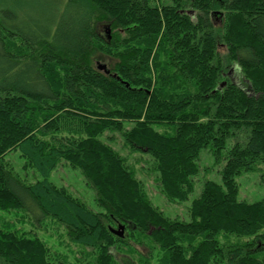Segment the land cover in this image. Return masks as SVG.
<instances>
[{
    "label": "trees",
    "instance_id": "obj_1",
    "mask_svg": "<svg viewBox=\"0 0 264 264\" xmlns=\"http://www.w3.org/2000/svg\"><path fill=\"white\" fill-rule=\"evenodd\" d=\"M229 62L240 83L224 77ZM114 133L187 219L155 204ZM204 149L221 181L191 198ZM12 151L39 178L24 179ZM62 161L102 210L54 184ZM262 165L264 0H0V264H64L15 225L49 219L92 249L89 264L136 263L118 259L126 239L107 221L138 242L147 232L157 264H264V197L241 198L238 182Z\"/></svg>",
    "mask_w": 264,
    "mask_h": 264
},
{
    "label": "rangeland",
    "instance_id": "obj_2",
    "mask_svg": "<svg viewBox=\"0 0 264 264\" xmlns=\"http://www.w3.org/2000/svg\"><path fill=\"white\" fill-rule=\"evenodd\" d=\"M190 9V8H188ZM216 12H219V8H215ZM214 21L219 23L220 14L214 16ZM107 23V22H105ZM104 28V27H103ZM102 34L106 35L105 29H102ZM222 54H226V48L221 47ZM98 62L106 63L107 59L100 60ZM98 62L96 65H98ZM237 62H229L224 77L228 81H235L240 83L243 81L242 74L236 70L238 68ZM113 140H109L112 144L121 150V152L127 155L131 162L134 163L138 175L146 182L147 189L155 202L159 205L167 215L172 217L178 216L180 218H188L187 204L170 203L159 191L157 182L154 180L148 170L146 158L138 163L140 157L139 153H132L129 148L124 145V141L119 133L112 134ZM205 156V157H204ZM148 158V157H147ZM7 159L10 160L15 169L21 174L24 179L36 180L39 178L36 172L32 168H25V159L20 157V151H12L7 155ZM200 165L202 167L203 175L201 174L196 178V193L191 196L193 198L197 196L202 187V183L205 179H214L221 181V175L219 169L222 165L217 166L215 164L214 157L208 152V149H204L201 155ZM51 180L59 187L66 188L74 196H77L88 204L89 207L95 210H102V208L94 200V190L87 184L85 177L77 169L72 168L63 161L60 162L57 169L52 173ZM240 183V197L249 201H255L264 197V165H262L259 171L244 173L238 177ZM13 217V216H12ZM127 223L120 222V224ZM109 228L118 229L119 223L106 222ZM16 226L21 227L23 230H31L36 233L41 239L46 242L52 249L57 260L64 264H89L92 261V249L82 247L80 245L70 242L67 230L63 224H60L57 220L49 219L43 222L39 226H35L30 222H15ZM151 230L148 232L151 234ZM125 243L121 245L122 248L117 246L113 247L118 259L120 256L129 255L134 263L140 264L143 259L149 260L150 264H157V255L160 253L155 241L151 238H147L144 233L142 236V242L136 241L132 236L130 237L129 228L125 229ZM135 263V264H136Z\"/></svg>",
    "mask_w": 264,
    "mask_h": 264
},
{
    "label": "water",
    "instance_id": "obj_3",
    "mask_svg": "<svg viewBox=\"0 0 264 264\" xmlns=\"http://www.w3.org/2000/svg\"><path fill=\"white\" fill-rule=\"evenodd\" d=\"M107 34H108V38H111V28L108 27L107 29ZM98 69L100 70H104L106 73H109L110 70L107 68V64L106 63H101V62H98V65H97ZM110 230L116 234L117 236L119 237H124L125 236V225L124 224H119L118 226V229H115V228H110Z\"/></svg>",
    "mask_w": 264,
    "mask_h": 264
}]
</instances>
